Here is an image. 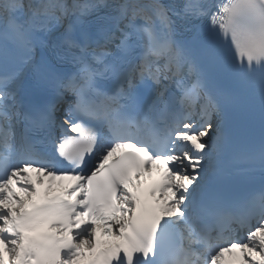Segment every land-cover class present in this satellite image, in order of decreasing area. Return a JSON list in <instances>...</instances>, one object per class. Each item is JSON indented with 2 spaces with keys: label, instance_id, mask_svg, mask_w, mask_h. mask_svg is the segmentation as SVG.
Returning a JSON list of instances; mask_svg holds the SVG:
<instances>
[{
  "label": "snow or ice",
  "instance_id": "obj_1",
  "mask_svg": "<svg viewBox=\"0 0 264 264\" xmlns=\"http://www.w3.org/2000/svg\"><path fill=\"white\" fill-rule=\"evenodd\" d=\"M0 264H264V0H0Z\"/></svg>",
  "mask_w": 264,
  "mask_h": 264
}]
</instances>
